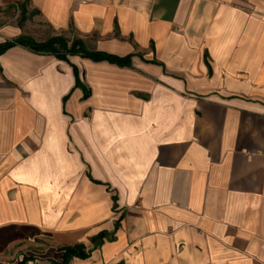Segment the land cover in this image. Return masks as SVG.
Wrapping results in <instances>:
<instances>
[{
  "label": "crops",
  "instance_id": "crops-1",
  "mask_svg": "<svg viewBox=\"0 0 264 264\" xmlns=\"http://www.w3.org/2000/svg\"><path fill=\"white\" fill-rule=\"evenodd\" d=\"M20 36L131 57L0 55V264H264V0H0Z\"/></svg>",
  "mask_w": 264,
  "mask_h": 264
},
{
  "label": "trees",
  "instance_id": "trees-1",
  "mask_svg": "<svg viewBox=\"0 0 264 264\" xmlns=\"http://www.w3.org/2000/svg\"><path fill=\"white\" fill-rule=\"evenodd\" d=\"M15 45H24L39 53H52L59 58L67 59L68 55L80 54L85 57H90L94 60H106L121 65L127 64L131 56L121 57L99 50H90L80 39H75L71 43L64 36H53L46 41H37L30 36H20L13 40L0 44V55L7 49ZM1 71V66H0ZM77 85H81L80 77L77 72ZM89 91L86 92V97ZM63 251V262L61 264H68L73 257H88L90 252L85 249L82 244L73 246H65L60 248Z\"/></svg>",
  "mask_w": 264,
  "mask_h": 264
}]
</instances>
